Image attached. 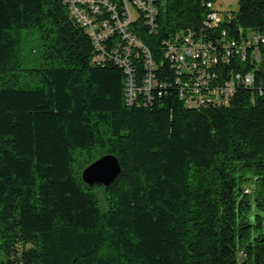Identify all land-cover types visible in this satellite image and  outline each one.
Instances as JSON below:
<instances>
[{"label":"trees","instance_id":"obj_1","mask_svg":"<svg viewBox=\"0 0 264 264\" xmlns=\"http://www.w3.org/2000/svg\"><path fill=\"white\" fill-rule=\"evenodd\" d=\"M206 2L158 0L157 34L135 29L161 70L164 40L199 31ZM238 6L228 32L264 31V0ZM29 29L42 64L23 69ZM94 56L64 0H0V264H264V94L129 106L124 71ZM105 155L118 179L85 184Z\"/></svg>","mask_w":264,"mask_h":264},{"label":"built area","instance_id":"obj_2","mask_svg":"<svg viewBox=\"0 0 264 264\" xmlns=\"http://www.w3.org/2000/svg\"><path fill=\"white\" fill-rule=\"evenodd\" d=\"M225 0H207L203 27L192 28L163 42L160 69L154 52L136 31L154 36L159 30L158 0H64L73 21L89 36L95 65H115L125 74V102L149 107L165 94L176 93L188 109L229 106L241 88L264 94L257 86L263 61L264 31L228 32L232 11L223 12ZM251 65V70L246 67ZM237 67H244L238 69ZM160 69V70H159ZM256 70V71H255Z\"/></svg>","mask_w":264,"mask_h":264},{"label":"water","instance_id":"obj_3","mask_svg":"<svg viewBox=\"0 0 264 264\" xmlns=\"http://www.w3.org/2000/svg\"><path fill=\"white\" fill-rule=\"evenodd\" d=\"M122 167L113 155H105L97 159L82 172V180L89 186L109 188L120 176Z\"/></svg>","mask_w":264,"mask_h":264},{"label":"rangeland","instance_id":"obj_4","mask_svg":"<svg viewBox=\"0 0 264 264\" xmlns=\"http://www.w3.org/2000/svg\"><path fill=\"white\" fill-rule=\"evenodd\" d=\"M238 0H225L221 6L223 12L237 11ZM41 59V40L38 29H29L23 32V42L21 50V66L23 69L39 68ZM102 198L103 191H99Z\"/></svg>","mask_w":264,"mask_h":264}]
</instances>
